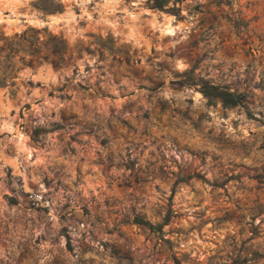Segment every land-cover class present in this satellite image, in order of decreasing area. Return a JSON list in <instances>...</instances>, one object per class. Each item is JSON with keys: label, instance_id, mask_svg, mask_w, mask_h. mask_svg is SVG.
<instances>
[{"label": "rangeland", "instance_id": "rangeland-1", "mask_svg": "<svg viewBox=\"0 0 264 264\" xmlns=\"http://www.w3.org/2000/svg\"><path fill=\"white\" fill-rule=\"evenodd\" d=\"M0 264H264V0H0Z\"/></svg>", "mask_w": 264, "mask_h": 264}, {"label": "trees", "instance_id": "trees-1", "mask_svg": "<svg viewBox=\"0 0 264 264\" xmlns=\"http://www.w3.org/2000/svg\"><path fill=\"white\" fill-rule=\"evenodd\" d=\"M165 1L166 0H153V6H162ZM198 81L200 82L201 90L209 97V99H212L215 95H218L224 105H232L236 103L241 104L243 102L242 93L240 92L233 93L227 90H223L222 94H215V84H211L200 77L198 78ZM141 222L151 227V224L148 221L141 220ZM159 226L160 223H157L156 227L159 228Z\"/></svg>", "mask_w": 264, "mask_h": 264}]
</instances>
